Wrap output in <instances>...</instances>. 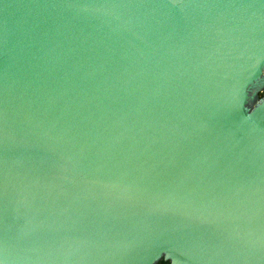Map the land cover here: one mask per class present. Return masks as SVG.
Here are the masks:
<instances>
[{
    "label": "water",
    "instance_id": "1",
    "mask_svg": "<svg viewBox=\"0 0 264 264\" xmlns=\"http://www.w3.org/2000/svg\"><path fill=\"white\" fill-rule=\"evenodd\" d=\"M161 260L264 264V0H0V264Z\"/></svg>",
    "mask_w": 264,
    "mask_h": 264
},
{
    "label": "trees",
    "instance_id": "2",
    "mask_svg": "<svg viewBox=\"0 0 264 264\" xmlns=\"http://www.w3.org/2000/svg\"><path fill=\"white\" fill-rule=\"evenodd\" d=\"M262 96V94H261ZM158 264H170V261L161 260Z\"/></svg>",
    "mask_w": 264,
    "mask_h": 264
}]
</instances>
